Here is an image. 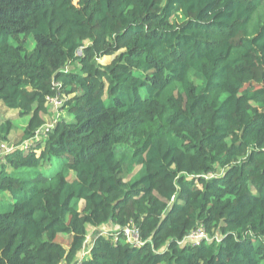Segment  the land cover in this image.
Listing matches in <instances>:
<instances>
[{"label": "trees", "instance_id": "16d2710c", "mask_svg": "<svg viewBox=\"0 0 264 264\" xmlns=\"http://www.w3.org/2000/svg\"><path fill=\"white\" fill-rule=\"evenodd\" d=\"M0 102V264H264V0H0Z\"/></svg>", "mask_w": 264, "mask_h": 264}, {"label": "built area", "instance_id": "2783aa9c", "mask_svg": "<svg viewBox=\"0 0 264 264\" xmlns=\"http://www.w3.org/2000/svg\"><path fill=\"white\" fill-rule=\"evenodd\" d=\"M52 102H54L56 106L60 104V102L57 99L52 100ZM19 147L27 148L28 145L23 144ZM15 149L16 147L14 145L4 144L1 146L0 156L12 153ZM108 232L114 233L115 241H118L120 235H123L126 238L127 242H129L135 247H141L144 245V242L142 241L141 236H140V231L133 223L125 227L117 226L115 230L108 229L107 226H104L102 228H92L90 229L89 235L87 236V239L82 248L81 258L86 257L90 253L93 244H95V239H96L95 237L98 234L107 235ZM214 239H217V241H219L220 235H216L214 236V238L210 237L206 229L203 226H201L191 231L190 233H188V235L182 240L180 244L182 246H186V245L198 246L205 241L211 242Z\"/></svg>", "mask_w": 264, "mask_h": 264}, {"label": "rangeland", "instance_id": "374dc122", "mask_svg": "<svg viewBox=\"0 0 264 264\" xmlns=\"http://www.w3.org/2000/svg\"><path fill=\"white\" fill-rule=\"evenodd\" d=\"M78 0H75V4H77ZM110 59L109 58H105L102 60V62L104 64H107V62H109ZM52 106V114L51 115H47L46 116V120L48 122V127H51L52 123H51V119L52 117L56 116V108ZM65 114V113H63ZM9 119H13L14 122H17L20 126L22 127H25L27 124H28V118H21L19 116V113L18 111L16 110H11V109H8L4 104L3 102H0V122L3 123V122H6L7 120ZM21 130H14L11 134V143H15L20 135H21ZM32 140H26L23 144L24 145H28L30 146L32 144ZM141 169V166L137 167L136 170L134 171L133 174L137 173L139 170ZM129 180V179H128ZM1 199L3 200H7V199H10V196L9 195H4L3 197H0ZM84 207V203H82V208ZM69 237H65V236H61L59 241L61 242H64L66 243L67 245L70 243L69 240H68Z\"/></svg>", "mask_w": 264, "mask_h": 264}, {"label": "crops", "instance_id": "0c3cea01", "mask_svg": "<svg viewBox=\"0 0 264 264\" xmlns=\"http://www.w3.org/2000/svg\"><path fill=\"white\" fill-rule=\"evenodd\" d=\"M107 227H108V229H113V230H115V228H116V226H114L112 224L107 225Z\"/></svg>", "mask_w": 264, "mask_h": 264}, {"label": "clouds", "instance_id": "9594fccd", "mask_svg": "<svg viewBox=\"0 0 264 264\" xmlns=\"http://www.w3.org/2000/svg\"><path fill=\"white\" fill-rule=\"evenodd\" d=\"M109 225V224H108ZM113 225V224H112ZM105 226H107V225H105ZM115 226V225H114ZM104 227V226H103ZM117 227V226H116ZM109 233V232H108ZM113 233V232H112Z\"/></svg>", "mask_w": 264, "mask_h": 264}]
</instances>
